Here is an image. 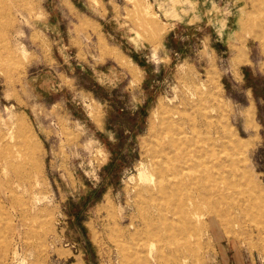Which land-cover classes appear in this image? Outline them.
Returning a JSON list of instances; mask_svg holds the SVG:
<instances>
[{
    "label": "rangeland",
    "instance_id": "rangeland-1",
    "mask_svg": "<svg viewBox=\"0 0 264 264\" xmlns=\"http://www.w3.org/2000/svg\"><path fill=\"white\" fill-rule=\"evenodd\" d=\"M261 48L264 0H0V264H264Z\"/></svg>",
    "mask_w": 264,
    "mask_h": 264
},
{
    "label": "bare ground",
    "instance_id": "bare-ground-1",
    "mask_svg": "<svg viewBox=\"0 0 264 264\" xmlns=\"http://www.w3.org/2000/svg\"><path fill=\"white\" fill-rule=\"evenodd\" d=\"M158 117V116H157ZM181 140V139H180ZM191 142V141H190ZM186 149V148H185ZM190 157H192L193 159L196 157L195 155H191ZM177 160V159H176ZM178 161V160H177ZM191 161V159L189 158V162ZM181 163V162H180ZM186 163V162H185ZM183 164V163H182ZM185 165V164H184ZM187 165V164H186ZM199 167V168H198ZM193 166L191 170H189V179L192 180V178L194 179L195 178V175L201 170L200 169V166ZM204 177V176H202ZM203 181V180H202ZM204 183V182H202ZM177 184V183H176ZM185 186V185H184ZM191 192V191H189ZM196 194V193H195ZM200 201V200H199ZM197 206V205H196ZM210 208V207H209ZM210 210V209H208ZM212 214V213H211ZM202 217V216H201ZM210 218V217H209ZM216 218V217H215ZM203 221V220H202ZM207 227V226H206Z\"/></svg>",
    "mask_w": 264,
    "mask_h": 264
},
{
    "label": "crops",
    "instance_id": "crops-1",
    "mask_svg": "<svg viewBox=\"0 0 264 264\" xmlns=\"http://www.w3.org/2000/svg\"><path fill=\"white\" fill-rule=\"evenodd\" d=\"M261 51H262V53L264 54V52H263V49L261 48Z\"/></svg>",
    "mask_w": 264,
    "mask_h": 264
}]
</instances>
